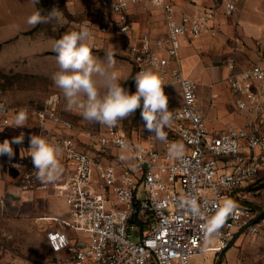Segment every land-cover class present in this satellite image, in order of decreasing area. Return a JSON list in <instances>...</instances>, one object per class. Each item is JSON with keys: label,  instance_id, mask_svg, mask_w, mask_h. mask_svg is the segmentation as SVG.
<instances>
[{"label": "built area", "instance_id": "built-area-1", "mask_svg": "<svg viewBox=\"0 0 264 264\" xmlns=\"http://www.w3.org/2000/svg\"><path fill=\"white\" fill-rule=\"evenodd\" d=\"M165 16L167 32L162 36L136 34L130 9L139 0H97L91 13L103 32L115 30L128 41V53L137 73L154 69L163 80L172 119L170 135L156 140H132L115 127L87 130L85 145L101 154L127 151L133 165L119 159L103 165L95 153L75 136L71 120L58 112V96L43 108L12 105L0 98V118L10 123L20 109L48 120L66 133L46 134V140L64 150L69 174L55 184V193L67 207L60 216H48L47 242L63 255L51 264H192L203 256L209 264L237 240H254L264 234V212L236 201V193L254 181L264 167V67H239L235 53L226 62V80L234 94L238 124L213 130L198 107L199 82L186 76L179 66L181 41L220 32L216 20L219 3L232 14L235 0H207L192 14L177 15L179 0H151ZM180 86L182 101L170 99L166 81ZM179 140L182 154H169V145ZM88 148V149H87ZM5 197L0 194V203ZM200 208L194 215L190 202ZM226 201L236 207L220 232L206 240L204 228Z\"/></svg>", "mask_w": 264, "mask_h": 264}, {"label": "rangeland", "instance_id": "rangeland-1", "mask_svg": "<svg viewBox=\"0 0 264 264\" xmlns=\"http://www.w3.org/2000/svg\"><path fill=\"white\" fill-rule=\"evenodd\" d=\"M71 1L73 0H39L37 4L42 16H47L55 8L62 15V18L59 23L55 21L40 23L39 27L30 33L31 36H28L27 40L31 42L30 47L34 46V48L31 47L30 52L23 53L20 57L16 55L13 59L15 50L12 39L0 43V98L12 105L27 106L34 109L43 108L51 96L57 95L59 99L58 112L72 121L74 125L72 132L77 137L80 134V138H78L80 144L84 148L87 146L91 149L97 160L106 157L112 161L114 158H119L117 153L113 151L101 154L91 146L85 145L86 138L82 135L87 130L99 132L108 127L84 120L77 109L66 110V100L52 80V75L58 71L56 53L53 49L56 40L65 32L79 30L81 25H86L93 34L91 40L93 55L98 60L105 61L106 53L109 51L114 53L115 65L112 70L121 78V84L124 88H126L135 65L128 53L127 39L118 35L113 29H109L108 32L100 31L96 21L91 17L93 15L91 13L93 12L92 5L97 0L89 2L86 10L81 12H75V9L71 8ZM31 3V0H0V42L18 33L17 25L29 16L27 13H30L32 9ZM32 39L33 41H31ZM235 56L237 58V53ZM101 91L103 93V89ZM173 91L174 88L170 85L168 92L172 93ZM1 121L0 118V123H2ZM144 124L141 114L135 113L134 116L121 121L116 127L124 131L132 140L152 138L157 143H162V140L158 139L155 133L147 130ZM168 125L163 128L165 137L171 134ZM8 129V127L4 130L0 129V133L12 134ZM36 133V129H30L29 132L24 133L23 143L20 144L23 151L26 149L25 153L20 156V164L24 170L21 177H24L25 182H29L28 179L31 180L35 187L43 183L36 177V170L28 152L30 137L39 135ZM43 133L40 135L46 138V133ZM0 143L3 142L0 141ZM174 143L179 144L180 142L178 139H174ZM58 149L61 150V147ZM58 159L62 165V173L55 182L45 183L47 186L45 197L44 194L37 193L36 196L40 199L38 198L32 206L25 204L21 205L17 211H0V264L10 263L17 257H30L37 262L50 263L53 255L47 243L48 222L39 217L43 214V203L57 207L56 210L60 209V199L55 196L54 186L64 173L65 161L61 156H58ZM18 180L20 179L18 178ZM17 182L15 180V183ZM235 195L236 201L239 198L264 208V167L254 181L239 189ZM38 201L42 203L38 204ZM228 250V256L225 253V259L221 264H264V234L254 240H237V243H233ZM213 259V255L209 254V260ZM191 262L192 264H204V257L195 256Z\"/></svg>", "mask_w": 264, "mask_h": 264}, {"label": "crops", "instance_id": "crops-1", "mask_svg": "<svg viewBox=\"0 0 264 264\" xmlns=\"http://www.w3.org/2000/svg\"><path fill=\"white\" fill-rule=\"evenodd\" d=\"M31 1L32 9L31 11L29 10L30 13H27L29 16L39 10L38 4H34L33 0ZM91 1L94 0H73L71 1V8H74L75 12L85 11L88 3ZM207 2V0H179L176 8L177 15L184 13L192 14L198 4H206ZM235 3L237 8L232 14H226L224 5L222 3L218 4L216 20L220 27L219 33H207L198 37H185L181 41L179 52V66L186 76L199 82L198 107L209 126L215 131H220L230 124L241 123L243 120V115L235 107L234 94L226 80L229 72L226 66L228 57L236 52L239 67H250L255 64H261L264 67V0H235ZM29 16L24 18L21 24L17 25L18 33L16 35L0 42L3 43L12 39V45L15 50L13 59H15L16 55L20 57L21 54L30 52L31 47L34 48L33 45L29 46L31 42L27 40V37L31 36L28 32L37 25H30L27 22ZM91 17L94 18V14ZM130 17L133 30L138 34L148 33L153 36H162L167 32L164 13L151 0H139L136 5L131 7ZM97 25L101 31L100 25L98 23ZM150 70L155 72L152 68ZM170 85L174 88V91L169 93L170 99L174 104L179 105L182 101L180 86L169 79L166 81L167 90ZM16 115L11 116L10 123L8 124H4L1 121L0 129L4 130L8 127V130L12 132L9 135L0 133L1 142L7 139V137V140L11 141L13 138L9 137L15 138L24 135L30 129H36L39 135L43 132L51 136L66 133V130L50 120L42 126L37 117L30 114H27L26 126L14 127ZM78 138H80V134ZM12 148L14 151L12 158H9L7 155H0V194L6 199L4 204L0 203V211H17L21 205L25 204L32 206L39 198L36 196L37 193L44 194L45 197V188L47 187L45 182L36 187L29 179V182H25L24 177H21L24 170L20 164V156L25 153L26 149L24 148L25 150L23 151L20 144H12ZM59 153H61L59 156L64 159L62 147ZM116 153L119 158H114L110 161L108 158L103 157L99 161L103 165H116L119 161L118 159H121L123 156L125 158L121 160L129 165H133V159L127 150H117ZM63 169L64 173L61 178L69 174V168L66 163ZM27 175L29 176L28 173ZM15 180L18 182L15 183ZM55 196L60 199V209L56 210L57 207L48 206L47 204L49 203H43V214L39 218L46 220L45 218L48 216H60L66 213L67 207L63 199L57 196L56 193ZM37 203L40 204L42 202L38 201ZM48 227L49 225H47V230ZM50 250L53 257L49 264L63 255L62 252H54L51 248ZM228 252L229 250L226 252L227 256ZM215 259H208V263L214 264ZM7 264L45 263L37 262L30 257H17Z\"/></svg>", "mask_w": 264, "mask_h": 264}, {"label": "clouds", "instance_id": "clouds-1", "mask_svg": "<svg viewBox=\"0 0 264 264\" xmlns=\"http://www.w3.org/2000/svg\"><path fill=\"white\" fill-rule=\"evenodd\" d=\"M38 2L33 0L34 4ZM61 18L62 15L54 8L47 16H42L39 10L35 11L27 22L30 25L53 21L59 23ZM92 35L86 25H81L79 30L67 31L55 42L53 50L58 71L52 75V80L66 100V110L77 109L84 120L112 128L141 109L145 128L155 133L158 139L165 140L163 128L170 123L172 112L168 108L162 77L152 70H143L134 77L135 92H130L122 86L121 78L112 70L115 65L114 53H106L105 61L93 55ZM27 118L26 109H20L14 127L26 126ZM21 143L23 135L11 141L5 139L0 143V155L12 158V144ZM124 148L127 150V145ZM168 150L170 155L178 156L182 154L183 146L171 143ZM28 152L38 180L52 183L59 178L62 165L58 159L59 149L55 145L42 135H32ZM235 207L234 202L226 201L217 209L205 225L206 240L210 241L219 234ZM190 208L194 215H200V208L194 201L190 202Z\"/></svg>", "mask_w": 264, "mask_h": 264}, {"label": "trees", "instance_id": "trees-1", "mask_svg": "<svg viewBox=\"0 0 264 264\" xmlns=\"http://www.w3.org/2000/svg\"><path fill=\"white\" fill-rule=\"evenodd\" d=\"M39 27V24H37V26H35L34 29L30 30L28 33H32L34 30H36L37 28ZM137 74V70L136 68L134 67V70H133V73L131 75V77L129 78V80L127 81V85H126V89L129 90L130 92H135L136 90V87H135V81H134V77L136 76ZM135 113H138V114H141V109H138ZM237 200L240 202V203H243V204H246L252 208H255L257 210H259L260 212H264V208L258 204H255L253 202H247V201H243V200H240L239 198H237ZM229 249V248H228ZM224 250L216 259V262L215 264H221L222 261L225 259V253L227 252V250Z\"/></svg>", "mask_w": 264, "mask_h": 264}]
</instances>
